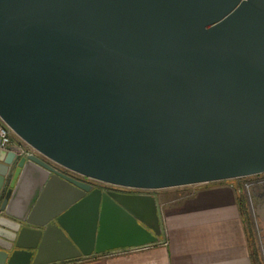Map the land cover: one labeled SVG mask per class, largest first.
Returning a JSON list of instances; mask_svg holds the SVG:
<instances>
[{
	"label": "water",
	"instance_id": "95a60500",
	"mask_svg": "<svg viewBox=\"0 0 264 264\" xmlns=\"http://www.w3.org/2000/svg\"><path fill=\"white\" fill-rule=\"evenodd\" d=\"M0 264L154 245L145 194L264 174V0H0ZM37 186L17 208L29 178ZM55 183L63 202L32 219Z\"/></svg>",
	"mask_w": 264,
	"mask_h": 264
},
{
	"label": "crops",
	"instance_id": "0c3cea01",
	"mask_svg": "<svg viewBox=\"0 0 264 264\" xmlns=\"http://www.w3.org/2000/svg\"><path fill=\"white\" fill-rule=\"evenodd\" d=\"M262 179L264 174L159 190L151 194L162 231L156 244L59 261L67 253L51 242L42 260L54 264H262L257 236L264 245V186L244 190L245 183ZM36 186L33 177L24 182L18 192V210L28 203ZM64 197L61 187L52 183L32 221L42 224Z\"/></svg>",
	"mask_w": 264,
	"mask_h": 264
},
{
	"label": "built area",
	"instance_id": "2783aa9c",
	"mask_svg": "<svg viewBox=\"0 0 264 264\" xmlns=\"http://www.w3.org/2000/svg\"><path fill=\"white\" fill-rule=\"evenodd\" d=\"M0 149L11 152L17 159L26 158L31 155V149L24 143L15 141L12 132L0 122ZM255 186H264V179L244 184V190L249 192Z\"/></svg>",
	"mask_w": 264,
	"mask_h": 264
},
{
	"label": "flooded vegetation",
	"instance_id": "af4514ba",
	"mask_svg": "<svg viewBox=\"0 0 264 264\" xmlns=\"http://www.w3.org/2000/svg\"><path fill=\"white\" fill-rule=\"evenodd\" d=\"M91 185L93 186V188H99L104 192L108 191V192H118L124 194H138L137 192H134V190L116 188L102 183L91 182Z\"/></svg>",
	"mask_w": 264,
	"mask_h": 264
},
{
	"label": "rangeland",
	"instance_id": "374dc122",
	"mask_svg": "<svg viewBox=\"0 0 264 264\" xmlns=\"http://www.w3.org/2000/svg\"><path fill=\"white\" fill-rule=\"evenodd\" d=\"M184 188H187V187H182V188H179V189L182 190ZM171 190H174V189H171ZM134 192H137L138 194H145V195L152 196L151 194L154 193V192H157V191H137V190H134ZM257 239H258L257 240V244H258L257 246H258V248L260 250L262 264H264V245H263V240H262V238L260 236H257Z\"/></svg>",
	"mask_w": 264,
	"mask_h": 264
}]
</instances>
